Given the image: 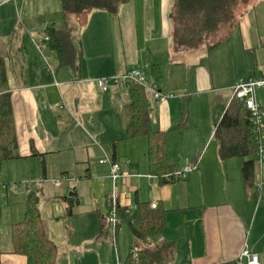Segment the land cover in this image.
<instances>
[{
    "label": "crops",
    "instance_id": "1",
    "mask_svg": "<svg viewBox=\"0 0 264 264\" xmlns=\"http://www.w3.org/2000/svg\"><path fill=\"white\" fill-rule=\"evenodd\" d=\"M170 7L171 0H132L115 16L96 10L65 16L60 0H0L7 79L0 94L10 96L16 140L12 156L0 165V264H34L13 254L10 242V228L23 220L31 192L38 194L57 264H125L135 243L136 201L165 211L158 241L171 248L166 264H233L244 243L264 264V164L257 162L254 185L246 189L243 160H220L214 126L231 93L216 86L205 47L176 48ZM241 20L239 15L232 34ZM52 28L73 31L81 54L77 74L59 65L48 42L43 55L50 69L35 49L31 38L40 40ZM257 44L262 62L256 49L240 45L252 77L264 75V35ZM131 69L169 95L159 101L147 91L152 127L166 133L173 169L196 166L174 182L150 174L146 138L127 136V89L101 93L96 87L97 79ZM259 100L264 106L262 92ZM105 157L123 175L115 182L114 235L107 224L113 184L109 166L99 163Z\"/></svg>",
    "mask_w": 264,
    "mask_h": 264
},
{
    "label": "trees",
    "instance_id": "2",
    "mask_svg": "<svg viewBox=\"0 0 264 264\" xmlns=\"http://www.w3.org/2000/svg\"><path fill=\"white\" fill-rule=\"evenodd\" d=\"M131 1L60 0V5L65 16H79L91 10L115 16L122 5ZM239 5L240 0H171L170 21L176 48L189 51L205 47L211 51L218 47L229 39L239 23V15H242H238ZM47 34L49 47L55 52L59 65L67 66L77 74L81 54L73 45V31L52 28L47 30ZM6 81L5 63L0 55V88ZM126 89L127 136L146 138L147 159L152 176L161 183L178 180L180 177L174 175L176 170L168 160L166 133L152 127L146 89L135 84ZM252 123L251 115L244 105L235 99L228 100L213 133L221 161L232 158L243 160L241 171L246 189L253 187L257 168L258 140ZM182 125L184 124H179L180 127ZM261 134L264 142V122ZM15 143L10 96L3 93L0 94V165L12 156ZM38 202L36 192L28 194L23 220L10 228L11 252L31 257L34 264H57V248L46 237ZM135 215V243L131 249L136 248L137 251L129 252L125 264L168 263L170 257L166 255L171 252V248L158 241L165 226V211L157 204L155 208H151V203L136 201Z\"/></svg>",
    "mask_w": 264,
    "mask_h": 264
},
{
    "label": "built area",
    "instance_id": "3",
    "mask_svg": "<svg viewBox=\"0 0 264 264\" xmlns=\"http://www.w3.org/2000/svg\"><path fill=\"white\" fill-rule=\"evenodd\" d=\"M49 37L45 34L40 40L31 38V41L35 49L42 54L43 61L48 69H50V64L47 58L43 55V49L47 44ZM138 85L150 92L155 100L164 101L169 95L162 94L158 88L154 85H149L144 74L137 69L128 70L120 75L110 77V78H99L96 80V87L101 93L108 92L113 86L119 88H126L129 85ZM259 92H262L264 98V75L257 77H245L240 78L236 85L232 88L231 96L229 101L235 99L240 104L244 105L251 115L252 124L255 127L254 133L255 138L258 140L257 147V162L261 166L264 164V142L262 140V126L264 122V106L259 100ZM229 103V102H228ZM100 164H106L109 166V178L112 181L113 189L109 196V206L110 211L107 217V224L110 228V232L114 235L118 229V195L115 189V182L123 177L120 165L114 163L108 158H103L99 160ZM196 166H184L180 170H176L174 175L177 177H183L187 173L194 170ZM65 178L53 181L55 185H59ZM258 189L262 187V179L258 183ZM156 204H151V208H155ZM137 251L136 248H132L130 252ZM135 255V254H134ZM119 264V263H118ZM233 264H260L259 257L254 253L247 243H244L239 255L233 260Z\"/></svg>",
    "mask_w": 264,
    "mask_h": 264
},
{
    "label": "rangeland",
    "instance_id": "4",
    "mask_svg": "<svg viewBox=\"0 0 264 264\" xmlns=\"http://www.w3.org/2000/svg\"><path fill=\"white\" fill-rule=\"evenodd\" d=\"M239 14H242V20L232 36L216 50L208 52L216 86H223L224 94L231 93L229 85L238 82L236 77L240 76L239 73H242L240 77H248L250 74L246 72V67L251 66L250 60L240 53L241 42L245 48L256 49L257 60L263 61L257 38L264 35V0H240Z\"/></svg>",
    "mask_w": 264,
    "mask_h": 264
}]
</instances>
